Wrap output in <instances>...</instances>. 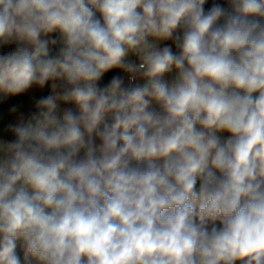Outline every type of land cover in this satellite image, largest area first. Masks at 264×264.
<instances>
[{
	"label": "clouds",
	"instance_id": "1",
	"mask_svg": "<svg viewBox=\"0 0 264 264\" xmlns=\"http://www.w3.org/2000/svg\"><path fill=\"white\" fill-rule=\"evenodd\" d=\"M0 108V264H264V0H0Z\"/></svg>",
	"mask_w": 264,
	"mask_h": 264
},
{
	"label": "trees",
	"instance_id": "2",
	"mask_svg": "<svg viewBox=\"0 0 264 264\" xmlns=\"http://www.w3.org/2000/svg\"><path fill=\"white\" fill-rule=\"evenodd\" d=\"M110 75V74H109ZM107 79V78H106ZM37 95H39V92H36ZM17 102L24 108L27 109L31 105V99L29 98L28 94H25L24 96L18 98ZM4 109L0 108V137H3L6 135L4 132V124H5V119H4ZM8 138H11L8 136Z\"/></svg>",
	"mask_w": 264,
	"mask_h": 264
},
{
	"label": "crops",
	"instance_id": "3",
	"mask_svg": "<svg viewBox=\"0 0 264 264\" xmlns=\"http://www.w3.org/2000/svg\"><path fill=\"white\" fill-rule=\"evenodd\" d=\"M29 96V98H30V95H28ZM31 99V98H30Z\"/></svg>",
	"mask_w": 264,
	"mask_h": 264
}]
</instances>
